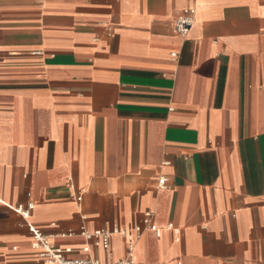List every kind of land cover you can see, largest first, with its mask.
I'll return each instance as SVG.
<instances>
[{
    "label": "crops",
    "instance_id": "obj_1",
    "mask_svg": "<svg viewBox=\"0 0 264 264\" xmlns=\"http://www.w3.org/2000/svg\"><path fill=\"white\" fill-rule=\"evenodd\" d=\"M28 204L68 259L149 212L133 264H264V0H0V264H47Z\"/></svg>",
    "mask_w": 264,
    "mask_h": 264
},
{
    "label": "built area",
    "instance_id": "obj_2",
    "mask_svg": "<svg viewBox=\"0 0 264 264\" xmlns=\"http://www.w3.org/2000/svg\"><path fill=\"white\" fill-rule=\"evenodd\" d=\"M194 9H185L183 10L175 19L173 23V32L174 34L181 38L185 39L194 23L195 18ZM172 59H176V54L170 55ZM166 180L164 178H159L157 185L160 189H165ZM69 190H74L72 182L69 180L67 183ZM75 200L77 203L81 201V196L74 194ZM33 209L32 204H28L26 209L21 207L15 208L14 211L18 214L26 223L28 232L30 234V247L37 256V258L47 264H133V247L134 244L142 238L146 232H152L156 237H160L161 229L157 228L151 222V213H145L140 224L135 226L132 232H126L120 228H113L111 231L106 230H97L94 232H87L84 226H81L78 233L73 231H68L66 233L60 234V238L65 237H81L87 245L82 249L85 254L89 253V247H95L98 249L107 252L110 250L111 239L114 235H118L124 238L127 242L128 254L127 257L110 263H100L93 259H68L67 255L71 254L70 249H59L54 247L50 240L52 236L45 235L41 230L28 223L30 211ZM81 220L85 221V217L81 216ZM167 231L171 232L175 238V242H178V230H175L172 225H168L165 228Z\"/></svg>",
    "mask_w": 264,
    "mask_h": 264
}]
</instances>
